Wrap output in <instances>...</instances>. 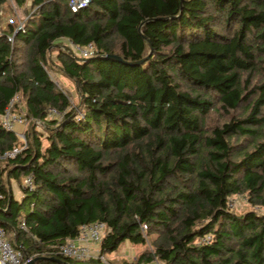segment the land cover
I'll use <instances>...</instances> for the list:
<instances>
[{
    "label": "trees",
    "instance_id": "16d2710c",
    "mask_svg": "<svg viewBox=\"0 0 264 264\" xmlns=\"http://www.w3.org/2000/svg\"><path fill=\"white\" fill-rule=\"evenodd\" d=\"M29 6L19 31L7 23L0 32V113L19 96L47 141L31 124L26 146L0 159V227L13 247L80 263L53 251L102 221L101 253L150 245L122 264H264V0ZM61 38L97 54L78 61L52 48ZM150 48L140 64L105 57L137 61ZM53 70L75 84L78 106ZM50 108L63 116L48 118ZM211 113L225 119L211 124ZM19 143L0 126V156ZM232 195L263 211L235 213Z\"/></svg>",
    "mask_w": 264,
    "mask_h": 264
},
{
    "label": "built area",
    "instance_id": "2783aa9c",
    "mask_svg": "<svg viewBox=\"0 0 264 264\" xmlns=\"http://www.w3.org/2000/svg\"><path fill=\"white\" fill-rule=\"evenodd\" d=\"M91 0H68V6L71 11H76L89 4ZM23 26V22L16 26L15 34ZM8 36L7 40L12 42V37ZM63 42L62 48L65 49L73 58H77L78 61H84L97 54V50L92 43L85 45H78L68 38H61ZM67 48V49H66ZM63 116V112H60L54 108H50L47 114L48 118H58ZM36 121V120H35ZM29 122L25 111L22 107V101L19 96L12 97L5 107L2 113H0V126L6 131H13L18 139L22 142L21 145L13 147L11 150L4 152L0 159L14 157L26 146V138L23 132L18 131L17 126L25 127ZM22 185L33 187L32 176L28 174L21 180ZM2 193L0 191V198ZM231 199L228 200V205L231 206ZM20 228L26 229L24 222L20 224ZM146 228L143 225L142 229ZM107 232V228L104 222L95 221L88 224H84L79 228V232L73 238L67 239L64 243L56 246L53 252L61 254L65 257H69L79 261L82 264H89L90 260H96L97 264H109L106 254L101 253V241ZM211 239L210 234H206L201 237L198 242L206 243ZM32 257H26L21 248H15L7 238V234L4 228L0 227V264H25L26 260Z\"/></svg>",
    "mask_w": 264,
    "mask_h": 264
},
{
    "label": "rangeland",
    "instance_id": "374dc122",
    "mask_svg": "<svg viewBox=\"0 0 264 264\" xmlns=\"http://www.w3.org/2000/svg\"><path fill=\"white\" fill-rule=\"evenodd\" d=\"M35 9L31 8L29 6V0L28 2L24 3L22 6H18L15 3V0H7V2L2 6L0 10V32L4 28H6L7 23H15L16 26L21 22H23L29 13H32ZM63 42L59 41L55 43L52 48H62ZM65 50V49H64ZM54 52L51 51V57L54 59L53 56ZM52 76L58 81L59 87H61L69 96L71 101V106H78L79 101V94L75 88V84L66 76L60 74L58 71H52ZM76 110L78 107H75ZM225 117H217L215 114L211 113L208 119V122L213 123H219V121H223ZM31 124L35 126V130L39 133H41L42 136V143L45 146L47 144V141L45 139V125L39 121H29L28 124L25 127L17 128L18 131L23 132L24 134L27 133L29 130ZM21 143H19L20 145ZM13 185L15 188H18V184L13 182ZM17 195V194H16ZM231 199V206L230 208L237 214L243 213L248 210H256L258 212H262L263 208L258 209L256 206H253L250 204V202L245 198L243 195H232L229 197ZM149 248L150 245L147 243L145 246H133L129 244L128 241H123L118 250L116 252H113L111 254H107L106 258L110 261V264H122L124 259H127L128 262L134 261L136 256L143 251V249ZM144 264V263H142ZM147 264H157V262H149Z\"/></svg>",
    "mask_w": 264,
    "mask_h": 264
},
{
    "label": "water",
    "instance_id": "95a60500",
    "mask_svg": "<svg viewBox=\"0 0 264 264\" xmlns=\"http://www.w3.org/2000/svg\"><path fill=\"white\" fill-rule=\"evenodd\" d=\"M149 46L151 47L150 43H149ZM150 53H151V48H150L149 53L145 57H143L137 61H126V60L122 59L120 56L115 55V54H106L105 57L108 59H111V60L123 62L125 64H140L141 62H143L145 59L148 58ZM75 59L78 60L77 58H75ZM42 260H48V261H51L55 264H82V263H70V262H67L61 258L56 257V256H40V257L30 258V259L26 260L25 264H36L38 261H42Z\"/></svg>",
    "mask_w": 264,
    "mask_h": 264
},
{
    "label": "crops",
    "instance_id": "0c3cea01",
    "mask_svg": "<svg viewBox=\"0 0 264 264\" xmlns=\"http://www.w3.org/2000/svg\"><path fill=\"white\" fill-rule=\"evenodd\" d=\"M17 128H21V126L18 125ZM12 187H13V191H14V195H15V197L20 198V197L22 196V193H21L19 187H18V188H15L13 184H12ZM16 194H17V195H16ZM129 244H130V243H129Z\"/></svg>",
    "mask_w": 264,
    "mask_h": 264
}]
</instances>
